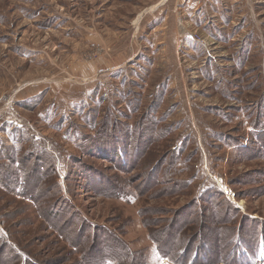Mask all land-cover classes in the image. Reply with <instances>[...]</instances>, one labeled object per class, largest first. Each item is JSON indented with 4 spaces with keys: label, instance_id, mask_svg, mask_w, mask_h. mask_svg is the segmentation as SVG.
<instances>
[{
    "label": "rangeland",
    "instance_id": "374dc122",
    "mask_svg": "<svg viewBox=\"0 0 264 264\" xmlns=\"http://www.w3.org/2000/svg\"><path fill=\"white\" fill-rule=\"evenodd\" d=\"M158 1L0 0V147H36L55 161L32 200L0 188V236L24 259L73 263L78 252L69 256L54 221L36 209L59 214L66 202L97 231L85 235L87 249L105 230L143 252L146 264H171L158 256L138 211L155 231L187 198L103 194L109 180L141 191L158 169L157 154L176 142L188 158L181 178L196 170L195 196L214 185L239 216L264 226V156L239 155L264 133V0H197L207 4L193 12L167 1L154 8ZM106 119L130 128L149 122L170 135L136 166L118 164L106 155L116 145L101 140ZM81 139L90 151L79 149ZM162 174L159 189L172 185ZM80 228L72 220L67 232ZM254 243L249 264H264L262 238Z\"/></svg>",
    "mask_w": 264,
    "mask_h": 264
},
{
    "label": "trees",
    "instance_id": "16d2710c",
    "mask_svg": "<svg viewBox=\"0 0 264 264\" xmlns=\"http://www.w3.org/2000/svg\"><path fill=\"white\" fill-rule=\"evenodd\" d=\"M258 119L254 121V127L261 123ZM114 123L106 119L99 124V130L101 140L107 141V146L109 143L116 145L113 152L106 155L109 156L108 159L118 164L126 163L136 166L135 164L140 162L139 159L142 160L145 155H148L155 143L168 140H165L168 132L159 136L162 132L157 130L155 124L154 126L149 122L147 125L138 121L133 127L131 126L132 128L126 124L117 125ZM262 127L264 128V125ZM134 132L137 133V136H134ZM146 137L148 138L145 141ZM255 137L257 140L254 150L248 149L245 153L240 151L239 155H245L248 151L255 153L256 149L257 154L255 153V155L258 158L264 156V133L255 134ZM86 140L87 142L90 141L89 139ZM86 140L82 142L81 139L78 147L83 151H90ZM175 144L172 150L167 146L165 150L157 154L158 158L154 164L158 169L148 174V179L146 178V183L141 191L130 186L126 188L125 185L117 183L118 186L109 180L107 183L104 182L107 186L103 195L112 199L142 198L158 190V192H163L159 194L165 193V195L168 194L173 197L183 196L187 198L183 208L181 207L178 212L171 213L170 219L166 220L161 228L155 231L150 230L151 220H149V224L145 222L148 219L145 218L147 214H143L141 210L138 211L139 216L142 217V225L147 229L148 239L153 243L162 260L171 264H249L251 258L256 257L258 249V244L254 241L262 238L264 244V226L258 228L256 222L245 216H239L238 211L214 185L207 186L209 188L195 196L192 192V183L196 170L192 167L191 172L193 173L189 174L188 179L181 178L182 173L188 168L185 165L188 158H183L180 146L177 142ZM131 149L136 154H133L134 157L130 156L133 153ZM0 150V159L3 160L0 162V188L2 191L18 196L20 190L24 194L26 192L28 194L26 197L32 200V197L36 195V190L43 184L45 186V181H48L55 174L54 158L46 151L36 147L24 150L22 145L19 147L1 145ZM24 155L27 156V159L25 164H22L18 160L23 159ZM30 162H34L31 172L29 170ZM159 173H163L161 178L171 180L169 182L172 185L163 186L159 189V184H157ZM263 176L260 175L259 182L262 181ZM91 177V174L87 172L85 176L87 181ZM15 192L17 195L14 194ZM63 204L66 211L59 212V214L50 209V206L43 210L39 207L36 209L40 212L39 216L42 219L54 221L52 225L55 232L64 239L70 249L68 251L69 256L73 252L76 254L78 252L77 257L72 260V264H106L108 262L114 264H146V257L143 252L131 251L110 231L99 232L98 239L100 242L96 243V239L93 238L96 247L87 249L84 246L86 244L85 235H89L90 231L94 229V236L97 233L96 229L83 218L75 216L76 213L66 202ZM192 206L193 209H197V212L189 211ZM72 220L78 222L81 227L78 231L75 229L73 234L67 232V225ZM0 264L39 263L24 259L4 237L0 236Z\"/></svg>",
    "mask_w": 264,
    "mask_h": 264
},
{
    "label": "crops",
    "instance_id": "0c3cea01",
    "mask_svg": "<svg viewBox=\"0 0 264 264\" xmlns=\"http://www.w3.org/2000/svg\"><path fill=\"white\" fill-rule=\"evenodd\" d=\"M166 1H167V5L170 4V6L173 5L174 7H178L179 9L181 8L183 10H187V11H191V12L200 8L199 4L201 2V1H197V0H179L178 5H175L174 1H176V0H174V1L173 0H159L158 3L154 6V8H156L157 6L163 5ZM216 3H217V1H216ZM202 4L205 6L207 4V2H204Z\"/></svg>",
    "mask_w": 264,
    "mask_h": 264
}]
</instances>
